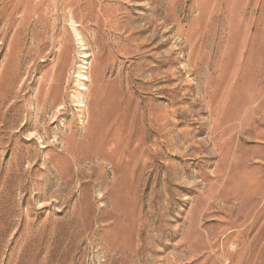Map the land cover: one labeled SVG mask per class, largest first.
Returning <instances> with one entry per match:
<instances>
[{
	"label": "rangeland",
	"instance_id": "obj_1",
	"mask_svg": "<svg viewBox=\"0 0 264 264\" xmlns=\"http://www.w3.org/2000/svg\"><path fill=\"white\" fill-rule=\"evenodd\" d=\"M0 264H264V0H0Z\"/></svg>",
	"mask_w": 264,
	"mask_h": 264
},
{
	"label": "bare ground",
	"instance_id": "obj_2",
	"mask_svg": "<svg viewBox=\"0 0 264 264\" xmlns=\"http://www.w3.org/2000/svg\"><path fill=\"white\" fill-rule=\"evenodd\" d=\"M31 7V6H30ZM72 28V27H71ZM74 31V30H73ZM79 32V31H78ZM74 33V32H73ZM75 33H76V31H75ZM75 33H74V35H75ZM79 36V38H80V34H78ZM75 36H77V35H75ZM82 38V37H81ZM75 40H77V38L75 39ZM79 41V40H78ZM84 42V41H83ZM82 42V43H83ZM80 43V42H79ZM81 43V44H82ZM78 44V43H77ZM84 45V44H83ZM80 47V46H79ZM84 50V49H83ZM83 58H86V55H83ZM87 73L86 72H81L80 74H79V78H80V80L83 82V81H86L87 80V75H86ZM81 85L83 86V87H85V85H84V83H81ZM82 91H83V93H81V96H80V98H79V104H80V107H86L85 105V94H86V92H87V88H82Z\"/></svg>",
	"mask_w": 264,
	"mask_h": 264
}]
</instances>
